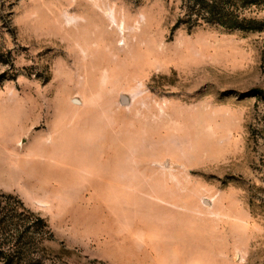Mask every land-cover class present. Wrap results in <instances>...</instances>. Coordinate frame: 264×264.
Segmentation results:
<instances>
[{"label":"rangeland","instance_id":"1","mask_svg":"<svg viewBox=\"0 0 264 264\" xmlns=\"http://www.w3.org/2000/svg\"><path fill=\"white\" fill-rule=\"evenodd\" d=\"M223 2L0 0V264H264V0Z\"/></svg>","mask_w":264,"mask_h":264},{"label":"trees","instance_id":"2","mask_svg":"<svg viewBox=\"0 0 264 264\" xmlns=\"http://www.w3.org/2000/svg\"><path fill=\"white\" fill-rule=\"evenodd\" d=\"M223 1L220 2L218 0H198V3L201 6V10L199 11H205V13L212 18L211 20H216V22L222 24L223 26L230 28L240 27L241 23L239 22V20H237L236 17L225 20L226 16L229 15L228 13H226L229 6L225 7V2Z\"/></svg>","mask_w":264,"mask_h":264},{"label":"water","instance_id":"3","mask_svg":"<svg viewBox=\"0 0 264 264\" xmlns=\"http://www.w3.org/2000/svg\"><path fill=\"white\" fill-rule=\"evenodd\" d=\"M123 100L127 101V97L126 96H123ZM77 103H78V101H77Z\"/></svg>","mask_w":264,"mask_h":264}]
</instances>
